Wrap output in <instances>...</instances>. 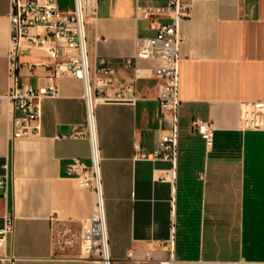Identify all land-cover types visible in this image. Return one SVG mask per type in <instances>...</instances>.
<instances>
[{"label": "crops", "instance_id": "0c3cea01", "mask_svg": "<svg viewBox=\"0 0 264 264\" xmlns=\"http://www.w3.org/2000/svg\"><path fill=\"white\" fill-rule=\"evenodd\" d=\"M165 1H94L90 62H118L109 74L110 96L124 81L134 79L136 88L132 101H91L109 256L113 264H168L172 225V264H264V129L240 123L243 103L264 102V0H194L190 17L180 23L173 186L157 179L170 163L149 158L168 123L157 102L160 64H120L133 57L137 37L153 34L136 18V6ZM57 6L68 12L74 4ZM9 11L10 0H0V94L10 86ZM18 61L21 81L44 85V51L25 46ZM83 95L80 80L61 78L57 96L40 101L36 133L14 139L12 113L3 105L0 227L6 214H13L14 227L0 246V264H101L83 257L79 245L93 194L67 173L74 158L92 162L89 139L82 136ZM193 119L214 124L210 146L192 129ZM135 143L147 157L135 156Z\"/></svg>", "mask_w": 264, "mask_h": 264}, {"label": "built area", "instance_id": "2783aa9c", "mask_svg": "<svg viewBox=\"0 0 264 264\" xmlns=\"http://www.w3.org/2000/svg\"><path fill=\"white\" fill-rule=\"evenodd\" d=\"M94 1L73 0V10L64 12L59 10L56 0H10L7 53L10 86L5 93L0 94V112L6 103L12 113L13 139L29 136L37 131L33 124L40 117V101L57 96L61 78L78 79L83 83V97L87 105V132L82 136L89 139L92 162L87 166L74 158L67 166V173L89 188L93 194L92 214L82 224L79 238L83 257L101 264H113L108 252L91 101L95 98L132 101L136 88L134 79L124 81L116 88L115 95L110 96L108 91L112 88V80L109 74L118 62L110 58H99L94 64L90 62L89 25L95 14ZM193 1L166 0L162 5H137L136 18L145 21L153 34L137 37L133 57L120 62L122 66L129 67L140 59H155L160 64L161 82L158 86L157 102L161 114H167L168 123L158 133L149 158L170 163V169L162 172L157 179L169 182L171 186L175 181L178 111L181 105L179 61L182 36L179 26L190 17ZM25 46L44 51L49 59L45 83L42 86L32 87L18 76V54ZM29 70L32 71L33 68L30 67ZM240 123L242 128L264 129V102L243 103L240 108ZM191 127L207 147L211 145L215 129L211 121L193 119ZM134 148L135 156L147 157L141 146L135 143ZM202 177L200 174L199 178ZM13 227V214H6L0 227V246L4 244L7 235L13 233ZM172 235L171 225L166 244L169 251L168 264H172Z\"/></svg>", "mask_w": 264, "mask_h": 264}, {"label": "rangeland", "instance_id": "374dc122", "mask_svg": "<svg viewBox=\"0 0 264 264\" xmlns=\"http://www.w3.org/2000/svg\"><path fill=\"white\" fill-rule=\"evenodd\" d=\"M60 9H68L72 3V0H57Z\"/></svg>", "mask_w": 264, "mask_h": 264}, {"label": "water", "instance_id": "95a60500", "mask_svg": "<svg viewBox=\"0 0 264 264\" xmlns=\"http://www.w3.org/2000/svg\"><path fill=\"white\" fill-rule=\"evenodd\" d=\"M3 194V189L2 188H0V195H2Z\"/></svg>", "mask_w": 264, "mask_h": 264}]
</instances>
